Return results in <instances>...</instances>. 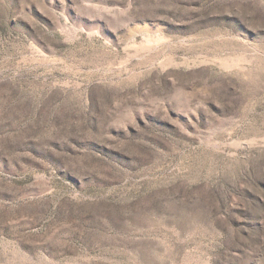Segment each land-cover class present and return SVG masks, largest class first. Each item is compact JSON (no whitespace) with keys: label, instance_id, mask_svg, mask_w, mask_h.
<instances>
[{"label":"rangeland","instance_id":"obj_1","mask_svg":"<svg viewBox=\"0 0 264 264\" xmlns=\"http://www.w3.org/2000/svg\"><path fill=\"white\" fill-rule=\"evenodd\" d=\"M0 264H264V0H0Z\"/></svg>","mask_w":264,"mask_h":264}]
</instances>
